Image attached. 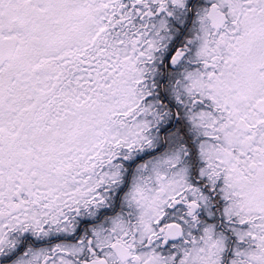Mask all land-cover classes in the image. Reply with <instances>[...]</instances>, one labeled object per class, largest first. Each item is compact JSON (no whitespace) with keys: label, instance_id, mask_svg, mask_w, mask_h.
<instances>
[{"label":"snow or ice","instance_id":"obj_1","mask_svg":"<svg viewBox=\"0 0 264 264\" xmlns=\"http://www.w3.org/2000/svg\"><path fill=\"white\" fill-rule=\"evenodd\" d=\"M0 264H264V0H0Z\"/></svg>","mask_w":264,"mask_h":264}]
</instances>
